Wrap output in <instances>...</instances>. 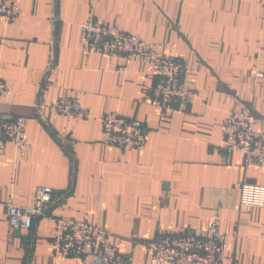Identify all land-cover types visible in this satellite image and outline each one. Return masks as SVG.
<instances>
[{"label":"crops","instance_id":"0c3cea01","mask_svg":"<svg viewBox=\"0 0 264 264\" xmlns=\"http://www.w3.org/2000/svg\"><path fill=\"white\" fill-rule=\"evenodd\" d=\"M0 17V117L25 118L27 148H0V264H91L53 256L54 225L36 217L11 229L6 199L31 205L50 186L48 215L106 227L125 264H152L144 241L209 222L225 234L224 264H264V204L240 203L244 183L264 187V166L223 147V118L250 109L264 128V0H16ZM93 18L138 34L183 64L196 95L163 108L151 98L156 60L84 50L80 25ZM77 95L89 117L47 109ZM117 112L149 129L146 143L122 151L103 143L96 117ZM156 264H170L157 262Z\"/></svg>","mask_w":264,"mask_h":264},{"label":"built area","instance_id":"2783aa9c","mask_svg":"<svg viewBox=\"0 0 264 264\" xmlns=\"http://www.w3.org/2000/svg\"><path fill=\"white\" fill-rule=\"evenodd\" d=\"M19 7L16 0H0V17L6 24L16 21ZM82 47L95 50L109 57H138L156 60V80L151 88V98L163 108L189 104L195 91L182 80L183 64L171 55L164 54L157 46L140 35L111 28L93 18L80 25ZM264 78V69L256 71ZM7 91L0 79V97ZM47 109L72 117H89L77 95H62L48 104ZM103 143L122 151L141 148L147 141L150 129L137 118H123L117 112H106L96 117ZM257 118L250 109L228 111L223 118V147L227 152L239 151L247 165L264 166V128H256ZM11 142L19 154L27 148L25 118L21 115L0 117V148ZM53 190L47 185L35 188L33 203L20 205L6 199L7 222L11 229H30L36 217H45L54 225L51 240L53 256H81L89 254L91 264H125L126 258L111 241V232L104 226L87 219L70 216L48 215L45 212ZM240 203L264 204V187L244 183L240 187ZM151 253L152 264H224L223 251L226 236L209 222L205 229L186 228L180 232L161 234L144 241ZM232 264H237L236 261Z\"/></svg>","mask_w":264,"mask_h":264}]
</instances>
